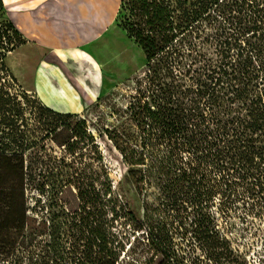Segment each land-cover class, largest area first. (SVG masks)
Returning <instances> with one entry per match:
<instances>
[{
    "label": "rangeland",
    "instance_id": "obj_1",
    "mask_svg": "<svg viewBox=\"0 0 264 264\" xmlns=\"http://www.w3.org/2000/svg\"><path fill=\"white\" fill-rule=\"evenodd\" d=\"M153 1L154 4L144 6L138 0H71L70 3L60 0L58 6H51L47 0H5L12 18L25 32L33 21L90 17L92 12L98 18L100 33L105 32L108 37L110 58L97 59L101 65L98 67L90 59L83 62L78 55L44 57L43 50L30 42L7 54L6 65L16 79L0 70L5 80L0 82V87L14 98L10 105L14 120L9 128L14 129L17 146L9 149V128L0 125V154L4 149L7 155L23 154L27 179L35 181V184L47 179L50 187L61 171L74 175L73 182L77 187L74 185L73 189L75 193L78 188L87 191L88 198L83 207L105 230L108 241L105 251L116 264H236L233 256L230 259L222 255L224 251L220 246L211 245L205 239L206 235H195L192 230L188 232L179 220L171 222L170 217L164 219L159 212L144 213V198L130 180L129 168L123 163L121 153L110 141V129L128 126L126 108L137 90V80L134 79L146 80L154 63L151 61L152 51L149 53L140 44L139 37L145 45L154 39L160 49L183 40L175 66V73L183 85L193 87L198 81L208 84L214 81V92L221 93L225 102L234 106V102L238 103L237 91L244 87L242 76L248 50L252 51L250 44L257 42L261 30L257 34L256 31L244 33L239 24L242 21L244 24L245 19L241 21L228 15L229 7L223 2L225 0H219L217 5L204 10L198 22L178 39L170 25L146 16V10L152 13V9L156 10V6L162 3V0ZM167 1L178 11L201 4V0H189L186 5L182 3L184 0ZM53 3L58 2L53 0ZM83 27L90 30L89 26ZM258 60H254L257 68L261 65ZM43 61L62 69L65 66L82 76L80 82L84 81V99L64 106V110L68 109L70 113L58 112L72 115L68 122L73 128L78 122H85V138L81 140L79 136L71 140L72 153L51 139L42 140L44 120L48 118L52 123L46 129H54L55 123H59L53 120L52 115L43 112L58 111L48 104L50 92L40 86L45 85L38 74L43 70ZM262 71L259 83L260 89L264 90ZM48 78L55 85L60 84L55 77ZM89 80L91 85L87 84ZM106 82L108 88L104 87ZM33 87L37 93L33 92ZM62 129L61 126L55 135L58 141L72 136ZM80 129L78 133L82 135ZM13 166V163L0 160V191L3 193L16 182ZM37 188L29 189L28 195L39 196ZM8 198L11 201V195ZM29 203L34 205L35 201L30 199ZM219 203L217 201V207ZM253 203L252 199H239L233 203L238 209L230 218L234 228L228 236L239 257L237 264H264V206L252 210ZM216 218L224 227V216L217 214ZM34 245L30 241H16L15 237L3 238L0 235V264H40V261L36 262L39 258H32L39 254ZM94 252L98 253L100 249L94 248Z\"/></svg>",
    "mask_w": 264,
    "mask_h": 264
},
{
    "label": "trees",
    "instance_id": "obj_2",
    "mask_svg": "<svg viewBox=\"0 0 264 264\" xmlns=\"http://www.w3.org/2000/svg\"><path fill=\"white\" fill-rule=\"evenodd\" d=\"M138 1L144 6L154 4L153 0ZM223 2L229 7L228 15L245 19L244 24H239L244 33L257 34L261 30L246 56L244 87L236 94L238 103L228 105L221 93L214 92V81H198L193 87L183 85L175 73L183 40L160 49L154 39L145 45L139 37L140 44L149 53L152 51L154 63L146 80L134 79L137 90L126 108L128 126L110 129V141L121 153L130 180L144 198L145 214L159 212L164 219L170 217L171 222L179 220L188 232L206 235L211 245L220 246L225 252L222 255L230 259L233 256V262L238 263L228 236L234 228L230 218L238 209L233 203L252 199V210L264 206V90L259 83L260 71L264 70V0ZM200 3L178 11L169 1L162 0L156 10L150 6L152 13L146 10L145 14L152 16L151 20L170 25L179 39L198 22L204 10L217 5L219 0ZM11 14L5 0H0V70L8 74L7 54L28 42L40 49L32 37L19 29ZM257 58L261 64L258 68L254 66ZM3 81L0 75V82ZM12 101L9 91L0 87V125L6 128L14 120L10 113ZM50 111L43 112L59 123H55L54 129H46L52 125L46 118L42 140L51 139L72 153L71 140L85 138V122L80 121L73 128L68 122L71 114ZM61 126V131H69L72 136L58 141L55 135ZM7 138L9 149L17 146L13 128H9ZM4 150L0 160L14 164L17 179L7 187L8 193L0 191V235L35 244L39 254L32 258H39L36 262L40 264H116L105 251V230L83 207L87 191L78 188L75 193L73 189L74 175L61 171L50 187L47 179L35 184L27 179L24 155H7ZM36 187L39 196H29V189ZM30 199L35 201L34 205L29 203ZM217 214L224 216V227L218 223ZM130 216L134 218L133 213ZM94 248L100 252L95 253Z\"/></svg>",
    "mask_w": 264,
    "mask_h": 264
},
{
    "label": "crops",
    "instance_id": "obj_3",
    "mask_svg": "<svg viewBox=\"0 0 264 264\" xmlns=\"http://www.w3.org/2000/svg\"><path fill=\"white\" fill-rule=\"evenodd\" d=\"M47 1L51 6H58L60 2V0H55L58 3L54 4L53 0ZM67 1L68 3L71 2V0ZM90 14V17H78L63 21L60 18L33 21L32 24L30 23L26 33L43 50L45 53L44 57L59 58L60 56L78 55L83 62L87 59L99 60L102 57L109 60L110 45L108 44V37L105 32L100 33L99 28H97L99 26L98 18L94 17L92 12ZM83 26H89L90 30H84ZM32 44L34 45V43ZM63 67L62 69L59 66L43 61V70L41 72L38 71V74L43 83H45V85L40 86L45 87L50 92L48 104L55 107L58 110L57 112L70 113L68 109L64 110V106L71 105L74 102H81L84 99L85 95L82 90L84 89L82 84L84 81L80 82L82 76L75 71H70L65 66ZM102 75L105 76L104 71H102ZM48 77L52 79L55 77L60 84L55 85ZM37 83L39 84L40 82ZM87 84L91 85L92 82L89 80ZM33 88V92L37 93L35 87ZM52 91H59V93H52Z\"/></svg>",
    "mask_w": 264,
    "mask_h": 264
},
{
    "label": "bare ground",
    "instance_id": "obj_4",
    "mask_svg": "<svg viewBox=\"0 0 264 264\" xmlns=\"http://www.w3.org/2000/svg\"><path fill=\"white\" fill-rule=\"evenodd\" d=\"M10 54H11V53H9V55H10ZM92 60L95 62V65H96V66L101 67V65L99 64V62H98L97 60H95V59H92ZM112 69L114 70L115 68L112 67ZM14 71H15V70H14ZM107 76H110V75L107 74ZM106 84H107V85H106V86L104 85V87H107V88H108V83L106 82Z\"/></svg>",
    "mask_w": 264,
    "mask_h": 264
}]
</instances>
